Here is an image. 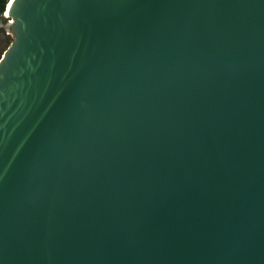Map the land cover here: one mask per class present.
I'll use <instances>...</instances> for the list:
<instances>
[{
	"label": "water",
	"instance_id": "1",
	"mask_svg": "<svg viewBox=\"0 0 264 264\" xmlns=\"http://www.w3.org/2000/svg\"><path fill=\"white\" fill-rule=\"evenodd\" d=\"M6 9L0 264H264V0Z\"/></svg>",
	"mask_w": 264,
	"mask_h": 264
},
{
	"label": "rangeland",
	"instance_id": "2",
	"mask_svg": "<svg viewBox=\"0 0 264 264\" xmlns=\"http://www.w3.org/2000/svg\"><path fill=\"white\" fill-rule=\"evenodd\" d=\"M3 19H5V17L3 16ZM6 21H4L3 23H5ZM1 23V24H3ZM4 29V28H3ZM5 30V29H4ZM3 30V31H4ZM5 35V39L3 42L0 43V52H3L4 50L7 49V47L9 46V44L11 43V41L13 40V36L10 37L8 35L5 34V32H3Z\"/></svg>",
	"mask_w": 264,
	"mask_h": 264
},
{
	"label": "built area",
	"instance_id": "3",
	"mask_svg": "<svg viewBox=\"0 0 264 264\" xmlns=\"http://www.w3.org/2000/svg\"><path fill=\"white\" fill-rule=\"evenodd\" d=\"M8 2H9V1H8ZM8 2L6 3V7H7V5H8ZM6 7H5L4 12L7 11ZM4 12L2 13V15L5 17V20H8V21H9V24L13 23L12 18L9 17V16H8L6 13H4ZM4 32H5L6 35H8V36H10V37L13 36L12 33H11V31H10L9 29L4 30Z\"/></svg>",
	"mask_w": 264,
	"mask_h": 264
},
{
	"label": "trees",
	"instance_id": "4",
	"mask_svg": "<svg viewBox=\"0 0 264 264\" xmlns=\"http://www.w3.org/2000/svg\"><path fill=\"white\" fill-rule=\"evenodd\" d=\"M7 0H0V14H2L5 10Z\"/></svg>",
	"mask_w": 264,
	"mask_h": 264
},
{
	"label": "flooded vegetation",
	"instance_id": "5",
	"mask_svg": "<svg viewBox=\"0 0 264 264\" xmlns=\"http://www.w3.org/2000/svg\"><path fill=\"white\" fill-rule=\"evenodd\" d=\"M3 27L0 26V43L4 41L5 39V35H4V31H3Z\"/></svg>",
	"mask_w": 264,
	"mask_h": 264
},
{
	"label": "bare ground",
	"instance_id": "6",
	"mask_svg": "<svg viewBox=\"0 0 264 264\" xmlns=\"http://www.w3.org/2000/svg\"><path fill=\"white\" fill-rule=\"evenodd\" d=\"M10 3V0H9V2H8V4Z\"/></svg>",
	"mask_w": 264,
	"mask_h": 264
}]
</instances>
